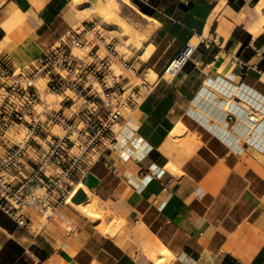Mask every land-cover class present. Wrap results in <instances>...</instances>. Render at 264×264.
Segmentation results:
<instances>
[{
	"label": "crops",
	"instance_id": "obj_1",
	"mask_svg": "<svg viewBox=\"0 0 264 264\" xmlns=\"http://www.w3.org/2000/svg\"><path fill=\"white\" fill-rule=\"evenodd\" d=\"M102 10L136 37L146 75L126 81L149 89L74 176L63 218L0 210V264H264V0H0V50L29 64Z\"/></svg>",
	"mask_w": 264,
	"mask_h": 264
},
{
	"label": "built area",
	"instance_id": "obj_2",
	"mask_svg": "<svg viewBox=\"0 0 264 264\" xmlns=\"http://www.w3.org/2000/svg\"><path fill=\"white\" fill-rule=\"evenodd\" d=\"M198 44L182 46L165 70L169 78ZM124 69L146 75L96 19L67 30L60 43L26 65L0 50V210L19 225L29 227V206L64 217L74 176L103 157L108 133L138 103L140 86L149 89L144 81L128 83ZM130 136L119 131L113 140L125 159L133 153L126 149ZM144 143L135 140L139 147ZM67 227L72 230L70 220Z\"/></svg>",
	"mask_w": 264,
	"mask_h": 264
},
{
	"label": "rangeland",
	"instance_id": "obj_3",
	"mask_svg": "<svg viewBox=\"0 0 264 264\" xmlns=\"http://www.w3.org/2000/svg\"><path fill=\"white\" fill-rule=\"evenodd\" d=\"M85 1H90V0H85ZM105 11H100L99 13H94V14H88V16H92V15H95L96 20H98L100 23H102L104 25V27H106L108 30L111 28V24H114V22H116L114 19H113V16L114 14L111 13V16L108 18V17H104L106 15L107 12ZM104 14V15H103ZM119 27V29H115V27L110 31L115 33L116 36L120 35V33H122L124 35V39L126 38L125 40V43L127 44L126 46L121 44V45H118V49L120 52H125L126 55H128L130 57V55H132V53L135 51L134 50V44L136 42V37H134V35H132L128 29H126L124 26L118 24L117 25ZM194 41L196 42L197 39H194ZM131 61L134 62V60L131 58ZM151 74L152 76H155V74H153V72L151 71ZM152 76L150 78H152ZM168 76V75H167ZM53 98V96H50ZM257 118H259V115H256Z\"/></svg>",
	"mask_w": 264,
	"mask_h": 264
},
{
	"label": "bare ground",
	"instance_id": "obj_4",
	"mask_svg": "<svg viewBox=\"0 0 264 264\" xmlns=\"http://www.w3.org/2000/svg\"><path fill=\"white\" fill-rule=\"evenodd\" d=\"M105 12H106V11H105ZM105 12H104V13H105ZM103 15H104V14H103ZM110 16H111V12H107L106 15H105L104 17H108V18H109ZM193 41H194V40H193ZM152 72H153V74H155L154 71H152ZM49 98H52V97H49Z\"/></svg>",
	"mask_w": 264,
	"mask_h": 264
},
{
	"label": "trees",
	"instance_id": "obj_5",
	"mask_svg": "<svg viewBox=\"0 0 264 264\" xmlns=\"http://www.w3.org/2000/svg\"><path fill=\"white\" fill-rule=\"evenodd\" d=\"M141 7H143V9L147 10V8H145L144 6L141 5Z\"/></svg>",
	"mask_w": 264,
	"mask_h": 264
}]
</instances>
